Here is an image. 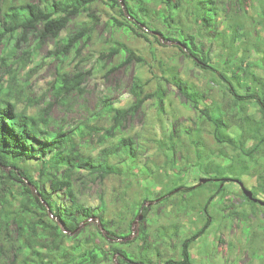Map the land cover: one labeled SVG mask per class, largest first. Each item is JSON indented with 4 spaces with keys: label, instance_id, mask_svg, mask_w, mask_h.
I'll return each mask as SVG.
<instances>
[{
    "label": "trees",
    "instance_id": "obj_1",
    "mask_svg": "<svg viewBox=\"0 0 264 264\" xmlns=\"http://www.w3.org/2000/svg\"><path fill=\"white\" fill-rule=\"evenodd\" d=\"M5 1L0 0V15L4 16L3 26L0 27V52L2 46L3 50L8 46L11 47L10 55L15 60L11 64L0 57V65L2 66L3 63L10 65L9 72L12 75L8 87L0 79V189L8 190V194L3 196L0 203V264H157L155 259H161L160 264H192V246L206 235L212 225L209 218L210 206L216 196L225 191L223 184L231 181L226 176V169H232L234 172L235 167L215 165L212 160L210 161V158L203 159L201 151L198 150L199 146L190 141V139L197 138L203 145L200 126H197L195 130L187 128L180 131L173 130L166 140L160 141L159 145L166 160L165 166L173 169L175 179L172 182L167 181L166 191L158 199L150 202L154 203L153 207H156L168 204L173 194L176 196L186 195V199L179 202L181 210L188 213L191 209H196L193 202L188 203V193L202 189L204 186L187 187L183 183L187 178L184 177L186 171L196 168L210 177L207 184L219 182L217 195H211L208 198L205 207L203 206V211L201 210L203 207L198 210H201V214L204 212L207 221L202 228L182 241L179 259L162 260L164 257L159 248H153L148 244L149 232L146 227L140 228V234L136 239L145 246L142 252L134 253L130 247H125L132 235L134 220L142 216L146 223L149 222L150 211L153 207L151 204L146 206L144 203L150 199L152 189H146L147 195L145 194L143 199L133 203V206L130 207V211L132 209L129 213L130 219L123 216L116 224V221L104 219V212L107 209L104 200L98 207L87 206L78 199L74 184L82 186L89 182H104L110 177L130 176L137 165L139 155L137 147L131 138H119L115 143L112 140L119 136L124 124L132 119L148 100L156 99L163 110L167 92L162 85H159L154 93L145 94V84L141 79L135 77L131 88V92L136 98L134 105L119 109L109 99L102 101L101 110L96 115L98 118L107 116L111 122L110 128L78 126L69 131H65L63 127L50 131L48 129L51 122L49 108L52 105H49L45 112L31 116L25 111H19L17 103L12 102L16 99L11 90L16 84L13 68L21 67L24 64L26 52H23V56H16L20 50L23 51V46L29 42L30 38L35 40L37 47H41L50 38H60L74 19L88 14L91 24L83 25L79 31L61 40L57 59L61 64H64L73 53L80 55L82 48L92 40L95 28L99 24L98 17L92 12L96 0H62L54 1L46 6L26 4L11 7L4 13ZM149 1L122 0L125 5L124 9L128 11L131 10L130 2L145 3ZM155 1L165 6L166 13L164 12L165 15L162 17L163 23L174 34L172 37H168L161 31H157V33L166 40L171 38L178 42L181 45L180 51L188 59L205 72L216 75L224 83V86L226 85L225 89L235 97V100L244 101L245 104L240 108L239 113L241 118L236 117L235 121V115H233L227 124L222 117H214L213 111L205 104V98L194 87L185 83L177 73H173L171 79H165V82L172 83L186 98V104L199 116V125L207 122L213 127V135L218 144L228 145L244 155L248 154L246 145L251 138L249 136L254 134L253 129H246L245 133L241 134L240 132L235 137L228 135L227 132L230 130V124L233 123L240 128L243 122L242 117L253 118L251 115H245L248 103L259 106L264 120V85H262L263 92L258 95L251 93V87L240 85V88H248L247 94L241 96L238 86H235L231 81L234 78L231 72L234 64L231 54L225 58L224 68L220 69L212 64V51H210L211 48L205 51L204 40L215 30L213 40L221 43L225 50L232 49L236 45V48H241L244 53H249L251 48L259 52L262 51L258 44L250 45L252 34L245 30L244 23L234 17L233 12L235 15L244 12V3H251V6L258 4L261 9L257 13L258 18H261L259 24L264 26V0ZM226 5L229 8H226ZM133 18L137 20L134 22V26L141 24L148 26V22L143 21L137 15H134ZM117 22L119 28L128 27V25ZM223 25H226L225 30L220 28ZM130 26L131 33L136 37H141ZM176 33L179 38L175 36ZM120 55H126L131 60L138 62L143 61L137 56L135 50L123 43H117L107 52L102 53L101 57L107 60ZM238 63L240 71L250 72L249 68L252 65L248 62L245 54ZM58 71L56 89H59L63 94L69 92H76L81 96L84 94L82 86L85 76L82 71L73 75L63 69H58ZM250 75L253 82L262 84L254 72ZM19 94L20 92H16V95ZM238 102L235 103V106H238ZM263 120L261 126L264 128ZM253 124L259 129L257 126L259 122L256 123L254 118ZM100 131H103L102 135ZM94 134L99 135L98 140L101 146H104L105 143L109 144L103 147L96 156L83 155L76 137L85 139L94 136ZM182 137H186L187 140H183ZM254 138L257 139V136L254 135ZM260 144L264 145V137ZM192 150L196 154V159L195 164L189 166V162L192 160L190 157ZM178 154L181 155L180 162H187L184 166L178 165ZM32 161L39 162L37 179L23 166ZM127 162H129V173L126 175L123 165ZM145 174L147 175L148 172ZM133 176L137 177V175ZM160 178V174L155 176L154 182H152L153 186L162 183L163 179ZM177 181L182 183L177 185ZM244 198L253 207L260 206L249 201L245 196ZM15 202H20L24 206L17 219L14 218L15 212L13 211ZM236 215L238 213H232V216ZM95 218L99 220L105 234L99 228L96 232H92L90 229L88 222ZM11 223H14L15 227L12 233L9 232ZM158 239L167 240L166 236L162 235H159ZM117 240H122L124 244L118 243ZM157 243L158 240L155 244Z\"/></svg>",
    "mask_w": 264,
    "mask_h": 264
},
{
    "label": "rangeland",
    "instance_id": "obj_2",
    "mask_svg": "<svg viewBox=\"0 0 264 264\" xmlns=\"http://www.w3.org/2000/svg\"><path fill=\"white\" fill-rule=\"evenodd\" d=\"M54 1L62 0H6L4 13L11 7L26 4L46 6ZM244 4V12L242 11L238 15L233 12V15L243 22L245 30L252 34L250 45L253 46L256 43L262 51L259 52L251 48L249 53H244L241 48L237 49L236 45L232 49L225 50L221 43L213 40L215 30L204 40V49L207 51L211 48L212 64L220 69L224 68L225 58L231 54V60L234 63L231 71L234 78L231 81L235 86H238L239 94L241 96L247 94L248 88L239 87L244 85L251 87V93L258 95L263 92L262 85H264V26L259 24L261 18H258L257 15L261 10L260 6L258 4L251 6V3ZM124 6L122 0H96L92 12L98 17L99 24L95 28L92 40L82 48L80 55L73 53L64 64H61L57 59L61 40L79 31L83 25L91 24L88 14L74 19L60 38H50L41 47H37L35 40L30 38L29 42L23 46V51L20 50L16 56H23V52H26L24 64L21 67L13 68L16 84L11 90L16 99L12 102L17 103L19 111H25L31 116L45 112L49 105H52L49 108L51 122L48 129L50 131L58 130L59 127L69 131L78 126L108 129L111 125L110 119L107 116L98 118L96 115L100 112L104 99H109L116 108H129L136 102V98L131 92L135 77L141 79L145 84V94L154 93L159 85H162L167 92L163 110L156 99L148 100L136 115L124 124L119 136L112 140L115 143L119 138L133 139L139 155L132 174L128 177H110L104 182H89L82 186L74 184L78 199L91 207L100 206L104 200L107 207L104 219L116 221V224L123 216L131 218L129 213L132 209L130 211V207L133 206V203L143 199L145 194L147 195L146 189L151 188L152 190L150 199L144 204L146 206L151 204L153 207L154 203L150 201L158 199L166 191L167 181L172 182L175 179L173 169L165 166L166 160L159 145L160 141L166 140L167 136L175 129L178 131L185 128L195 130L197 126H200L203 145L197 138L190 139V141L199 146L198 150L201 151L203 159L210 158V161L212 160L215 165L235 167V171L226 169V176L231 181L224 183L225 191L216 196L210 206L209 218L212 225L206 235L192 246V264H264V208L261 206L255 208L246 201L240 185L237 184V181L242 182L256 198L264 202V145L260 144L264 137V128L261 126L263 118L259 106L248 103L245 109V115H251L256 123L259 122V125L257 124L259 129L254 127L253 118L242 117V126L238 128L233 125L234 123L230 124V130L227 132L228 135L235 137L240 132L242 134L249 128L253 129L254 134L249 136L251 138L246 145L248 154L244 155L231 146L218 144L213 135V127L207 122L199 125L197 112L186 104V98L181 95L179 90L172 83L165 82V79H171V75L177 73L185 83L194 87L205 98V104L213 111V116L222 117L227 124L233 115H235V121L236 117L241 118L239 113L240 108L245 104L244 101L235 100V97L225 89L226 85L224 86V83L216 75L205 72L188 59L180 51L181 45L178 42L171 38L166 40L157 33V31H161L168 37H172L174 34L163 23L162 17L166 13L163 4L160 5L155 0L145 3L130 2V11L124 9ZM225 7L229 8L228 5ZM134 15L148 22V26L145 24L134 26V22L137 21L133 18ZM117 21L128 25V27L119 28ZM3 23L4 16L1 14L0 27L3 26ZM129 25L142 38L133 35L129 30ZM220 28L225 30L226 25ZM175 36L179 38L177 33ZM117 43H123L135 50L137 56L143 61L131 60L126 55L104 60L101 57L102 53L107 52ZM3 48L2 46L0 57L12 64L15 60L10 55L12 48L9 46L4 50ZM244 54L252 65L249 68V73L239 70L238 62ZM9 67L10 65L4 63L2 66L0 65V79L7 87L12 76ZM58 69H63L71 75L78 71L83 72L85 81L82 86L84 89L82 96L76 92L63 94L59 89H56ZM252 72L259 77L262 84L253 82L250 75ZM16 92H20V96L16 95ZM237 102L238 106H235ZM239 104H241L240 107ZM100 134L102 135L103 131H100ZM254 135L257 136V139L254 138ZM98 138L99 135L96 134L85 139H80L77 136L76 141L80 144L81 153L83 155H98L103 147L109 144L105 143L104 146H101ZM182 139L187 140L186 137H182ZM190 157L192 160L189 162V166L193 165L196 159L193 150ZM180 158L181 155L178 154V165L184 166L187 162H180ZM38 165V161H32L23 166L37 179ZM123 167L127 175L129 162L125 163ZM145 172L148 174L146 175ZM158 174L164 182L153 186L152 182ZM133 175H137V177ZM184 177H187L183 182L187 187L204 186L202 189L188 193V203L193 202L196 209L185 213L179 207V202L185 200L186 195L176 196L173 194L168 204L151 209L149 222L146 223L143 218L140 221V217L134 220L132 235L125 247H130L134 253L142 252L145 246L136 239L140 234V228L146 227L149 232L148 244L153 248H159L164 257L162 260L180 258L182 241L206 223L207 217L204 212L201 214L200 211L204 210V205L211 195H217L219 183L215 181L214 184L199 185L201 179H210V177L196 168L187 170ZM181 183V181H177V185ZM48 189L50 188L48 187ZM5 194H8V190L1 188L0 203ZM64 199H62L63 202H65ZM202 207L203 209H201ZM22 209L24 206L20 202H15L14 218L17 219L20 216ZM199 209L201 210L198 211ZM234 212L238 215L232 216ZM96 219L88 222L90 229L92 232H96L99 228L105 234L99 220ZM14 229V223H11L9 232L12 233ZM159 235L166 236L167 240H159ZM157 240L158 243L155 244ZM117 241L124 244L122 240ZM115 260L117 259L115 258ZM155 261L157 264L161 263V259H155Z\"/></svg>",
    "mask_w": 264,
    "mask_h": 264
},
{
    "label": "water",
    "instance_id": "obj_3",
    "mask_svg": "<svg viewBox=\"0 0 264 264\" xmlns=\"http://www.w3.org/2000/svg\"><path fill=\"white\" fill-rule=\"evenodd\" d=\"M209 181H210V179H201L199 185H201V184H206V183H208ZM237 184L240 185V187H241V189H242V192H243L244 196H245L249 201H251V202H253V203H255V204H258V205H260L261 207H264V202L261 201V200H259L258 198H256V197L254 196L253 192L250 191V190H248V189L244 186V184H243L242 182L237 181ZM223 185H224V184H223ZM139 220H140V221L142 220V216L139 218Z\"/></svg>",
    "mask_w": 264,
    "mask_h": 264
}]
</instances>
